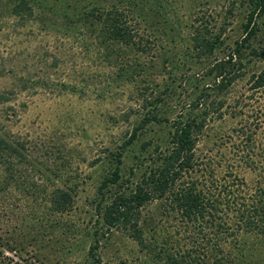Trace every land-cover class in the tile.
Segmentation results:
<instances>
[{"label":"trees","instance_id":"1","mask_svg":"<svg viewBox=\"0 0 264 264\" xmlns=\"http://www.w3.org/2000/svg\"><path fill=\"white\" fill-rule=\"evenodd\" d=\"M1 1L19 25L49 20L90 40L133 89L131 130L92 162L107 170L84 233L88 264L101 263L97 251L118 231L157 264H264V69L248 68L264 61L255 41L264 0H248L239 33H226L232 8L218 22L179 0ZM247 76V91L238 92ZM227 117L240 118L223 131L218 123ZM51 154L0 133V264H35L39 233L57 231L52 217L74 209L79 185L62 180Z\"/></svg>","mask_w":264,"mask_h":264},{"label":"rangeland","instance_id":"2","mask_svg":"<svg viewBox=\"0 0 264 264\" xmlns=\"http://www.w3.org/2000/svg\"><path fill=\"white\" fill-rule=\"evenodd\" d=\"M206 14L223 20L232 8L226 33H239L248 0H179ZM47 23L28 22L19 25L8 7L0 0V133L13 132L52 152V160L61 167L62 180L79 185L73 211L53 216L59 220L57 231L39 233L38 260L35 264H88L90 241L85 232L93 225L94 200L100 177L107 167L94 158L108 146H116L132 127V87L127 84L118 67L103 63L94 52L90 40L69 37L64 27H48ZM241 32V31H240ZM264 46V25L255 40ZM59 62L58 67L51 66ZM249 70L264 69V61H252ZM118 72V73H117ZM245 80L235 86L247 91ZM72 84L74 90L64 87ZM240 117L220 121L225 131L237 124ZM264 121V115H262ZM259 132L264 134V123ZM45 144V146H44ZM133 150H128V164ZM250 181L252 175L246 173ZM155 211V209H154ZM28 230L37 231L38 217L29 211ZM153 213V210L151 211ZM16 223L24 230V220L16 212ZM151 235L152 232H149ZM15 255V253H13ZM100 264H157L150 251L130 239L123 231L104 239L97 251ZM17 257V256H15Z\"/></svg>","mask_w":264,"mask_h":264}]
</instances>
